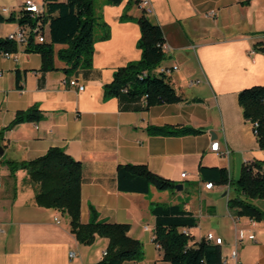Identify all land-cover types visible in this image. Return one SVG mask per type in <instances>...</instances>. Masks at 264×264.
I'll return each instance as SVG.
<instances>
[{"label":"crops","instance_id":"0c3cea01","mask_svg":"<svg viewBox=\"0 0 264 264\" xmlns=\"http://www.w3.org/2000/svg\"><path fill=\"white\" fill-rule=\"evenodd\" d=\"M24 1L0 0V13L17 17L0 21V36L18 29ZM151 1L154 11L148 16L162 26L168 54L158 68L178 65L169 76L185 98L180 102L147 106L144 95L105 96L104 86L114 71L142 55L138 17L143 7L136 0L94 1L111 35L95 42L90 67L67 71L57 55L67 44L54 45L53 70H44L42 55L22 43L11 57L0 51V264H92L107 251L109 238L98 235L91 244L81 243L71 230L70 216L38 204V184L26 169L11 167L54 146L82 162L81 221H89L94 207L99 219L128 223L129 234L142 241L143 258L124 264H171L155 240L151 209L153 202L178 201L156 187L149 193L121 191V162L146 163L176 183H190L185 206L197 216L198 225L183 229L192 234L193 243L212 231L223 238L226 264H264V218L237 216L229 207L230 198H245L234 184L244 163L264 160L254 125L245 119L238 99L241 89L264 84V0ZM46 34L48 38V29ZM72 78L85 87L70 85ZM34 106L43 117L8 127L19 111ZM166 124L202 132L161 135L147 130ZM215 141L220 150L211 149ZM201 164L228 167L233 182L206 187ZM253 202L264 211V198ZM240 229L255 233L256 239H239ZM234 249L236 260L230 257Z\"/></svg>","mask_w":264,"mask_h":264},{"label":"trees","instance_id":"16d2710c","mask_svg":"<svg viewBox=\"0 0 264 264\" xmlns=\"http://www.w3.org/2000/svg\"><path fill=\"white\" fill-rule=\"evenodd\" d=\"M95 0H44V11L35 18L29 11L21 9L19 23L35 26L40 24L47 36L46 40H32L26 49L42 55L44 70L56 69L55 44H67L57 55L67 63L66 70L93 65L95 42L110 37V27L101 20L94 7ZM117 4L123 0H109ZM140 3L141 0H136ZM17 19L14 14L5 17L0 13V21ZM141 36L138 47L141 58L128 62L114 71L113 79L104 86L105 96H145L147 106L163 103H175L185 100L173 86L169 74L164 68H158L168 58L164 48L166 37L162 26L153 22L146 11L138 17ZM255 49H260L259 44ZM18 43L8 36H0V51L14 52ZM20 80V74L17 75ZM243 115L254 125L261 148L264 149V84H256L241 89L238 93ZM43 113L38 106L19 111L9 124L12 127L23 120H39ZM147 130L152 134L185 135L198 134L200 128L189 125H150ZM27 170L30 179L38 184L36 201L46 207H54L66 212L71 219V230L81 243L91 244L98 235L109 238L107 253L92 264H124L127 260H139L144 256L141 240L129 234L130 225L126 222H109L99 219L94 207L88 222L81 221V187L83 165L62 147H51L47 153L21 163H12L16 169ZM201 179L213 184L233 182L226 166H200ZM118 188L126 192L149 193L151 187L158 190H174L176 182L154 172L146 163L121 162L117 168ZM236 188L245 195L232 197L229 207L237 216H247L253 220H262L264 211L253 200L264 198V160L254 159L244 163L239 178L234 181ZM186 203V202H185ZM181 203L153 202L152 213L156 222L155 240L163 249V259L171 264H221L224 254L222 244L212 242L206 235L192 242L193 236L186 233L184 227L198 225L194 212Z\"/></svg>","mask_w":264,"mask_h":264},{"label":"built area","instance_id":"2783aa9c","mask_svg":"<svg viewBox=\"0 0 264 264\" xmlns=\"http://www.w3.org/2000/svg\"><path fill=\"white\" fill-rule=\"evenodd\" d=\"M141 6L143 9L146 11V13H152L154 11V6L152 4L151 0H141L140 1ZM45 8L44 2L40 3L37 0H25L23 3V6L21 9H25L26 11H29L32 16L35 18L39 13L43 12ZM4 11H8V8H3ZM209 14L213 15L215 14L214 11L210 12ZM45 31H47V27L44 28ZM34 36V39L37 41H44L46 40V35L43 33V28L42 26L38 23L35 26H30V25H19L18 29L14 32H11L8 34V37L12 40H15L18 44L22 43L26 45L29 41L32 40V36ZM164 48L166 50L167 45L166 43L164 44ZM6 56L11 57L13 52L10 51H5L4 52ZM165 71L167 74H170L173 70L178 69V65H174L173 67H164ZM69 84L72 86H78L80 89H83L85 86L79 84L78 80L75 78L69 79L68 80ZM146 99V98H145ZM211 149L212 150H220V143L219 141H215L211 144ZM183 176L186 175V172L182 173ZM1 185V182H0ZM206 187L211 188L214 184L212 181L206 182ZM56 220L60 222V219L57 217ZM186 233H189L186 229H183ZM2 232V228L0 226V234ZM206 237L208 240L223 244V238L221 236L216 235L214 232L209 231L206 234ZM238 237L239 239H244L245 237H248L251 240L256 239V235L253 232L246 233L244 229H240L238 232ZM107 251H105V254ZM75 252H70V256H74ZM230 257L234 260L238 258V251L237 249L232 250ZM226 257L224 256L223 262L221 264H226Z\"/></svg>","mask_w":264,"mask_h":264},{"label":"rangeland","instance_id":"374dc122","mask_svg":"<svg viewBox=\"0 0 264 264\" xmlns=\"http://www.w3.org/2000/svg\"><path fill=\"white\" fill-rule=\"evenodd\" d=\"M183 184H184V189L183 190H180L178 188H175L174 190H166V192H168V194H169L168 198L170 197L169 199L177 200L179 203L184 204L189 199L188 190H190L189 189L190 183L189 182H183ZM159 191H161V190H159ZM162 199H166V198L162 197ZM162 202L166 203V201H164V200Z\"/></svg>","mask_w":264,"mask_h":264},{"label":"water","instance_id":"95a60500","mask_svg":"<svg viewBox=\"0 0 264 264\" xmlns=\"http://www.w3.org/2000/svg\"><path fill=\"white\" fill-rule=\"evenodd\" d=\"M176 188H178V189L183 188V184H181V183H177V184H176Z\"/></svg>","mask_w":264,"mask_h":264}]
</instances>
